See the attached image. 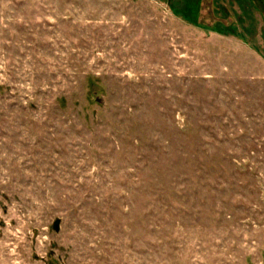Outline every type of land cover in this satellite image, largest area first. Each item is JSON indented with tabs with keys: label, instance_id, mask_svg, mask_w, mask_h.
Returning <instances> with one entry per match:
<instances>
[{
	"label": "rangeland",
	"instance_id": "rangeland-1",
	"mask_svg": "<svg viewBox=\"0 0 264 264\" xmlns=\"http://www.w3.org/2000/svg\"><path fill=\"white\" fill-rule=\"evenodd\" d=\"M0 264H264V0H0Z\"/></svg>",
	"mask_w": 264,
	"mask_h": 264
}]
</instances>
